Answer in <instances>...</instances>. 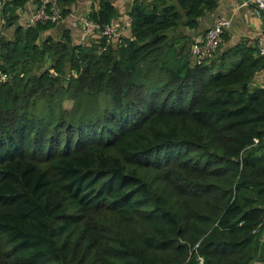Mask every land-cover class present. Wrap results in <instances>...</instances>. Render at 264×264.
Masks as SVG:
<instances>
[{
    "label": "trees",
    "instance_id": "obj_1",
    "mask_svg": "<svg viewBox=\"0 0 264 264\" xmlns=\"http://www.w3.org/2000/svg\"><path fill=\"white\" fill-rule=\"evenodd\" d=\"M28 1L0 10L15 26L0 37V264H252L264 58L236 44L190 65L192 41L165 36L217 0H134L129 37L103 51L65 31L37 43L56 25L18 26ZM56 1L63 20L72 0ZM114 15L99 0L88 19ZM43 57L54 77L34 74Z\"/></svg>",
    "mask_w": 264,
    "mask_h": 264
},
{
    "label": "crops",
    "instance_id": "obj_2",
    "mask_svg": "<svg viewBox=\"0 0 264 264\" xmlns=\"http://www.w3.org/2000/svg\"><path fill=\"white\" fill-rule=\"evenodd\" d=\"M34 1L29 0L22 12H16L17 25L25 27L30 13L34 9ZM99 0H72L64 11L63 20L52 30L59 35L63 31L69 34L72 43H98L99 37L95 32L84 35L81 29V22L88 18L91 11L98 9ZM114 9V19L119 28L120 38L129 37V20L127 13L134 0H106ZM150 1V0H144ZM246 0H217L213 11L205 13L197 21V27L193 30L178 27L174 31H168L165 36L173 40V43L192 41L195 37L204 33L219 17H226L230 20V27L225 32V37L221 38L218 52L225 51L236 44L253 47L257 51L261 48L264 51V20L256 18L252 14L251 8L246 4ZM1 10V8H0ZM62 25V27H60ZM15 26H3L0 17V37L11 40ZM191 65V59H189ZM251 88H264V70L254 75L249 83ZM256 258V257H255ZM262 260L255 259L252 264H261Z\"/></svg>",
    "mask_w": 264,
    "mask_h": 264
},
{
    "label": "built area",
    "instance_id": "obj_3",
    "mask_svg": "<svg viewBox=\"0 0 264 264\" xmlns=\"http://www.w3.org/2000/svg\"><path fill=\"white\" fill-rule=\"evenodd\" d=\"M69 1V0H65ZM4 0H0V8ZM246 4L251 8L252 14L256 18L264 20V0H246ZM61 7L56 0H37L33 11L30 13L29 18L25 24V27H34L37 24H51L58 25L61 21L60 17ZM230 27V20L226 17H219L215 22L201 35L195 37L189 48V55L191 59V65H200L209 61L218 48L222 35ZM81 29L84 35L89 32L97 33L99 42L97 43L98 50L111 47L114 42L117 45H121V38L119 34V28L115 19H111L108 23L103 25H97L85 18L81 22ZM258 56L264 58V51L259 48ZM50 77H54L53 71L49 70ZM6 81V76L0 74V82ZM255 142V141H254ZM264 229V218L257 226L253 233L262 231ZM198 264H202L200 257L196 258Z\"/></svg>",
    "mask_w": 264,
    "mask_h": 264
},
{
    "label": "rangeland",
    "instance_id": "obj_4",
    "mask_svg": "<svg viewBox=\"0 0 264 264\" xmlns=\"http://www.w3.org/2000/svg\"><path fill=\"white\" fill-rule=\"evenodd\" d=\"M46 37H50L52 41H59V36L56 35L55 32H53L52 30L48 31V32H45L41 35V37L38 39L37 43H39L40 41H42L44 38ZM121 39H124V38H121ZM99 42V41H98ZM72 44H75L77 45V43H72ZM117 43L114 42L113 45H112V48H115V45ZM79 45H82V47L84 46H93V45H97L96 43H79ZM51 65V60L48 58V57H43L42 59H40V61L38 62L36 68L34 69V74H40L42 72H47L48 69H50ZM64 74H67V69L65 68V71H64Z\"/></svg>",
    "mask_w": 264,
    "mask_h": 264
},
{
    "label": "water",
    "instance_id": "obj_5",
    "mask_svg": "<svg viewBox=\"0 0 264 264\" xmlns=\"http://www.w3.org/2000/svg\"><path fill=\"white\" fill-rule=\"evenodd\" d=\"M60 27H62V25H60ZM256 259L262 260L263 263L261 264H264V229L260 232V235H259V243H258L257 251H256Z\"/></svg>",
    "mask_w": 264,
    "mask_h": 264
}]
</instances>
